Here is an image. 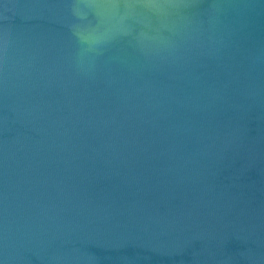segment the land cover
I'll list each match as a JSON object with an SVG mask.
<instances>
[{
	"label": "water",
	"instance_id": "obj_1",
	"mask_svg": "<svg viewBox=\"0 0 264 264\" xmlns=\"http://www.w3.org/2000/svg\"><path fill=\"white\" fill-rule=\"evenodd\" d=\"M0 264H264V0H0Z\"/></svg>",
	"mask_w": 264,
	"mask_h": 264
}]
</instances>
